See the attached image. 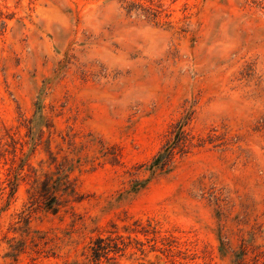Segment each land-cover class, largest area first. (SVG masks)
Masks as SVG:
<instances>
[{"label":"rangeland","instance_id":"1","mask_svg":"<svg viewBox=\"0 0 264 264\" xmlns=\"http://www.w3.org/2000/svg\"><path fill=\"white\" fill-rule=\"evenodd\" d=\"M127 1L0 0V264H264V0Z\"/></svg>","mask_w":264,"mask_h":264},{"label":"trees","instance_id":"2","mask_svg":"<svg viewBox=\"0 0 264 264\" xmlns=\"http://www.w3.org/2000/svg\"><path fill=\"white\" fill-rule=\"evenodd\" d=\"M127 13L139 11L148 18L155 19L158 16V9L153 4L142 3L140 1H127L124 7ZM3 24L0 14V25ZM165 139L158 152L152 157L151 166L159 169L167 168L176 156H181L200 144L194 142L193 136L186 129V121L181 119L173 122L167 129ZM52 185L45 179L32 195L31 205L45 207L55 210L58 206L56 198L52 193ZM123 242H118L116 238L110 236H98L90 246L88 262L90 264H101L102 262H117V256L123 250Z\"/></svg>","mask_w":264,"mask_h":264}]
</instances>
